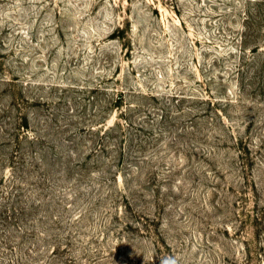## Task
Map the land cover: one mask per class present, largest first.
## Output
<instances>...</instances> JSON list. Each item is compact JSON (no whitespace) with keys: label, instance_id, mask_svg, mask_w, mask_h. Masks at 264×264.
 Wrapping results in <instances>:
<instances>
[{"label":"rangeland","instance_id":"rangeland-1","mask_svg":"<svg viewBox=\"0 0 264 264\" xmlns=\"http://www.w3.org/2000/svg\"><path fill=\"white\" fill-rule=\"evenodd\" d=\"M172 261L264 264V0H0V264Z\"/></svg>","mask_w":264,"mask_h":264},{"label":"clouds","instance_id":"clouds-1","mask_svg":"<svg viewBox=\"0 0 264 264\" xmlns=\"http://www.w3.org/2000/svg\"><path fill=\"white\" fill-rule=\"evenodd\" d=\"M166 264H168V262H166ZM171 264H175V261H172Z\"/></svg>","mask_w":264,"mask_h":264},{"label":"trees","instance_id":"trees-1","mask_svg":"<svg viewBox=\"0 0 264 264\" xmlns=\"http://www.w3.org/2000/svg\"><path fill=\"white\" fill-rule=\"evenodd\" d=\"M108 131H106V133H107Z\"/></svg>","mask_w":264,"mask_h":264}]
</instances>
